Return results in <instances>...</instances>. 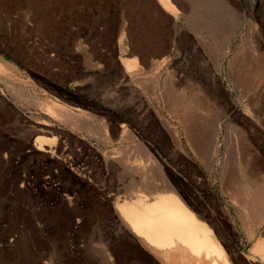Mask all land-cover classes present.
Instances as JSON below:
<instances>
[{"label": "rangeland", "instance_id": "rangeland-1", "mask_svg": "<svg viewBox=\"0 0 264 264\" xmlns=\"http://www.w3.org/2000/svg\"><path fill=\"white\" fill-rule=\"evenodd\" d=\"M206 2L176 21L155 0H0V264H158L105 212L140 145L233 264H264L232 254H252L264 225L246 229L226 192L244 182L238 152L264 176V0H235L231 20Z\"/></svg>", "mask_w": 264, "mask_h": 264}, {"label": "bare ground", "instance_id": "bare-ground-1", "mask_svg": "<svg viewBox=\"0 0 264 264\" xmlns=\"http://www.w3.org/2000/svg\"><path fill=\"white\" fill-rule=\"evenodd\" d=\"M206 1L208 4L210 2L208 10L216 15H218L219 10H222L231 20L236 13L238 14L235 0ZM155 2L158 4L160 12L161 9L164 10L165 13L172 15L176 21L178 17L180 18L178 12L180 8L185 10L187 6H195L194 8L197 7L198 9H196L199 11L206 7H204L205 0H155ZM176 6H178L179 9ZM160 14L162 15V12ZM127 21L128 20L124 18L120 24L121 27H119L124 33H129L128 31L131 29ZM129 34H131V32ZM185 37L190 42L193 41L192 37L187 35ZM228 44L226 43V50H229ZM172 49L173 48L166 46L163 51L167 53L172 51ZM204 50H206V46L203 51ZM195 51L198 52V50H194V53H196ZM261 68L263 67L261 66L260 69ZM263 74L264 69H261L258 75L263 76ZM176 97L177 99L175 100L177 102L178 96ZM172 100V103H174V98ZM211 103H213V101ZM63 109L64 108H61V111ZM187 109L189 110V108ZM65 111V116L72 118L71 116L73 115L68 113L69 111ZM72 120L76 121L77 119ZM80 121L81 124L84 123H82V120ZM76 122L78 124V120ZM43 140L45 139L41 138V141ZM40 144L42 145V143ZM142 146L140 145L137 149L144 153L141 154L145 156V162L141 159L140 163H137L134 167L132 166V170L130 168L128 171L133 174L129 193L121 200L115 202L113 212L110 210L105 211L118 225V235L120 238L132 244L133 247L131 248H136V250L139 251L141 250L142 253L145 254H143L144 257L149 256L158 264H233L234 262L231 260L232 258L225 247V245H227L225 236L218 229H214L212 224L213 220L207 214L196 209L189 196H184L179 192L177 187L167 176L163 166L151 155L149 150H147L148 148ZM106 157L108 159L115 158V156ZM243 158L242 153L238 152L236 161L239 166L240 177L244 181L243 183L241 182L242 187L236 188V191L232 188L231 192L229 190V192L227 190L226 192L231 194V200L236 204V206H234L237 208L238 216L244 221V223L241 221V224L243 223L246 229H249L248 226L250 227L252 224L261 228L262 225H264V176L253 168L250 169L245 164ZM231 174L233 176L229 173L228 182L230 183L235 177L233 173ZM218 199L223 204L221 198L218 197ZM221 206L231 215L230 207L227 205ZM255 233L256 232L253 234L252 229V234L249 237V240L253 243L250 250L252 254L232 253L238 261L243 260L245 262L246 260H251L256 262L258 257L264 260V233L260 232L258 236H256ZM255 236L257 238H255ZM127 248V250L130 249L129 247ZM126 252L128 253V251ZM108 259L112 262L111 252H108Z\"/></svg>", "mask_w": 264, "mask_h": 264}]
</instances>
